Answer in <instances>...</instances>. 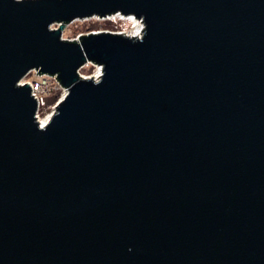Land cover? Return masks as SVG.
<instances>
[{"label": "water", "instance_id": "95a60500", "mask_svg": "<svg viewBox=\"0 0 264 264\" xmlns=\"http://www.w3.org/2000/svg\"><path fill=\"white\" fill-rule=\"evenodd\" d=\"M0 264H264V0H0Z\"/></svg>", "mask_w": 264, "mask_h": 264}, {"label": "built area", "instance_id": "2783aa9c", "mask_svg": "<svg viewBox=\"0 0 264 264\" xmlns=\"http://www.w3.org/2000/svg\"><path fill=\"white\" fill-rule=\"evenodd\" d=\"M111 15H117V14H111ZM109 16V15H107ZM135 17V16H134ZM141 21L140 18H137ZM62 22L61 21H56L54 23H52L50 25V28H57ZM69 23V22H68ZM68 23H63L62 26V30H61V34L60 37L62 39H66V40H78V37L81 35H77L75 38H66L63 36V29L64 26ZM142 23V22H141ZM143 28V26H142ZM142 32V31H141ZM141 33L139 34H133L130 33L128 36H139ZM91 64L93 65L96 70H100V74H101V69L102 66L99 63H96L94 61L91 60H86L78 69H77V73L80 77L83 78H91V76H87L85 74L80 73V69L84 66V65H88ZM95 70V71H96ZM99 74V75H100ZM93 75V74H92ZM99 77V76H98ZM98 77L92 76L93 79H97ZM24 83H27L30 87V93L31 95H33V97L36 98V112H35V116L36 118L40 121V113H42V110L44 108H49L50 112L46 113V115H51L54 111H55V107L56 104L58 103V101L68 92L69 87L63 85L60 82V79H58V74L57 73H49V72H39V70L37 68H31L29 69L18 81L17 84L18 85H23ZM51 96H55V100L53 102H45V98H49ZM48 109V110H49ZM47 111V110H46Z\"/></svg>", "mask_w": 264, "mask_h": 264}, {"label": "rangeland", "instance_id": "374dc122", "mask_svg": "<svg viewBox=\"0 0 264 264\" xmlns=\"http://www.w3.org/2000/svg\"><path fill=\"white\" fill-rule=\"evenodd\" d=\"M133 26L131 20L120 15H109L104 17L95 15L87 18L73 19L64 26L63 36L71 39L79 34H87L89 32L97 31H110L129 35L136 30L135 26ZM95 70L96 68L93 65L88 64L80 69V73L92 76V74L96 72ZM45 102H49L48 98H45ZM48 109L49 108H44L42 113H40V117H45L46 113L50 112V109Z\"/></svg>", "mask_w": 264, "mask_h": 264}, {"label": "bare ground", "instance_id": "6f19581e", "mask_svg": "<svg viewBox=\"0 0 264 264\" xmlns=\"http://www.w3.org/2000/svg\"><path fill=\"white\" fill-rule=\"evenodd\" d=\"M118 16H122L125 18H128L129 20H131V24L135 26L136 30L133 32V34H139L142 31V26L143 24L141 23V21L139 19H137L136 17H134L133 15H121V14H117ZM133 26V27H134ZM100 74V70H96V72L93 74V76L98 77ZM40 124H45L47 122V120L49 119V115H46L45 117H40Z\"/></svg>", "mask_w": 264, "mask_h": 264}, {"label": "trees", "instance_id": "16d2710c", "mask_svg": "<svg viewBox=\"0 0 264 264\" xmlns=\"http://www.w3.org/2000/svg\"><path fill=\"white\" fill-rule=\"evenodd\" d=\"M54 100H55V96H51V97L48 98L49 102H53Z\"/></svg>", "mask_w": 264, "mask_h": 264}]
</instances>
